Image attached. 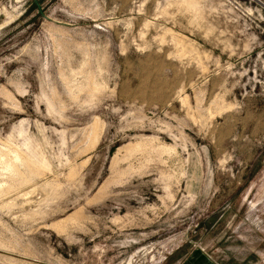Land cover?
<instances>
[{"label": "rangeland", "instance_id": "rangeland-1", "mask_svg": "<svg viewBox=\"0 0 264 264\" xmlns=\"http://www.w3.org/2000/svg\"><path fill=\"white\" fill-rule=\"evenodd\" d=\"M0 264H264V0H0Z\"/></svg>", "mask_w": 264, "mask_h": 264}, {"label": "water", "instance_id": "water-1", "mask_svg": "<svg viewBox=\"0 0 264 264\" xmlns=\"http://www.w3.org/2000/svg\"><path fill=\"white\" fill-rule=\"evenodd\" d=\"M219 219V216L218 214L217 215H214L212 217H210L206 222H205V226L207 228H211L215 223L216 221Z\"/></svg>", "mask_w": 264, "mask_h": 264}]
</instances>
